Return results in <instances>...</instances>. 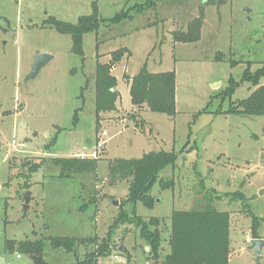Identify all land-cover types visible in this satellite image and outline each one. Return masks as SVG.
Returning <instances> with one entry per match:
<instances>
[{
	"label": "rangeland",
	"instance_id": "374dc122",
	"mask_svg": "<svg viewBox=\"0 0 264 264\" xmlns=\"http://www.w3.org/2000/svg\"><path fill=\"white\" fill-rule=\"evenodd\" d=\"M147 1L0 0V264H34L28 255L16 258L18 252L6 250L5 238L49 236L82 241L72 251L46 243L43 260L78 264L107 237L127 195V179L109 180V161L157 150L177 154L174 165L158 174V179L172 178L173 187L162 190L156 182L151 189L153 208L137 202L125 204L124 210L131 214L134 207L144 219L160 218V257L170 250L171 212L205 206L209 198L214 207L230 214L228 264H256L249 248L248 211L256 216L257 234L264 239V113L225 111L254 89L241 79L244 69L249 66L252 73L264 65V0H159L131 19L111 25L106 21L83 33L81 54L73 49L69 34L45 22L52 16L76 23L94 8L107 19ZM201 7L198 40H174L186 32ZM124 47L128 52L112 68L119 92L116 109L101 113L98 126L96 61L106 62L112 51ZM42 53L50 57L26 79L34 58ZM144 64L149 72H175V115L137 111L132 105L124 74L133 76ZM230 83L236 86L226 96ZM260 83L264 86V77ZM93 150V172L59 176L60 167L52 158L82 153L86 158ZM33 163L40 167L30 173ZM25 182L31 193L26 213ZM236 191L243 200L230 195ZM110 239L109 254L97 256L98 262L117 264V252L127 264L152 261L134 223L112 228ZM259 263L264 264V246Z\"/></svg>",
	"mask_w": 264,
	"mask_h": 264
},
{
	"label": "trees",
	"instance_id": "16d2710c",
	"mask_svg": "<svg viewBox=\"0 0 264 264\" xmlns=\"http://www.w3.org/2000/svg\"><path fill=\"white\" fill-rule=\"evenodd\" d=\"M159 0H150L146 4H139L127 10H121L110 18L98 16L96 8L93 13L81 15L76 23L59 20L50 16L45 22L59 33L69 34L73 42V49L81 54V40L85 32L97 30L101 23L108 22L109 25L117 24L125 19H131L135 13H141L149 7H154ZM213 4H221L222 0H206ZM134 12V13H133ZM203 9L187 26L186 32L178 33L174 40L180 42H195L199 38L200 27L203 19ZM126 47L112 51L110 59L106 62L96 61L95 65V111L96 124L99 126L100 114L116 109L119 99V92L116 89L117 79L112 73V68L121 60ZM235 61L231 62V65ZM247 66L242 73V80H247L254 87L252 92L245 98L238 100L235 104L230 103L227 113H264V86L260 80L264 77V65L254 72L249 71ZM129 83V96L132 105L137 111L147 109L153 112L165 113L173 116L175 109V72H149L144 64L141 69L133 76L124 74ZM231 82V78L229 79ZM234 84L224 90L223 94L230 96L234 89ZM78 114L73 115V124L77 120ZM54 143V139L51 140ZM47 148L49 145L46 146ZM177 157L174 151H149L143 153L139 158H114L108 163L109 180L116 182L128 180V191L124 200L119 203V212L111 225L116 228L119 224L134 223L138 228V234L149 247L147 255L152 258V264H228L229 259V220L228 211H220L214 207L208 198L205 206L191 208L187 210H173L169 217V230L167 243L169 252L160 257L162 242V232L159 228L160 218L150 217L144 219L137 215L134 207L129 214L124 210L127 203L133 206L140 202L148 208H153L156 198L151 195L153 185L158 182L160 189L172 188L174 180L158 179L159 172L169 165H174ZM54 165L60 167V177H70L71 173L93 172L96 168V158L78 156L54 157ZM40 163H33L28 168L30 173L37 172ZM29 173V175H30ZM29 184L24 183L22 189L28 190ZM228 194H225L227 196ZM230 195L244 199L241 192H233ZM218 197V196H217ZM84 206H80L83 209ZM252 216L251 237L260 238L257 234L258 220L250 211ZM260 220L264 221V218ZM110 231L106 238L97 244L89 255L85 256L78 264H108L98 262L97 256H106L111 250ZM82 239L77 237H46L41 239H24L14 241L4 240L5 249L16 251L28 256H38L40 264H49L42 259L45 244L50 243L53 249L63 248L72 251L76 244L81 243ZM118 264V263H117Z\"/></svg>",
	"mask_w": 264,
	"mask_h": 264
},
{
	"label": "water",
	"instance_id": "95a60500",
	"mask_svg": "<svg viewBox=\"0 0 264 264\" xmlns=\"http://www.w3.org/2000/svg\"><path fill=\"white\" fill-rule=\"evenodd\" d=\"M50 56L46 53H42L37 55L34 58V62L31 68L30 73L27 75L26 79H30L33 78L38 70L40 69V67L44 64V62L49 58ZM22 195H23V211L24 213H26L28 207H29V201H30V196L31 193L29 190H23L22 191ZM114 205L118 204V201L114 200L112 202ZM264 246V239H260V238H252L249 240V248H252L254 250L255 253V262L256 264H260L259 260L262 257V247ZM146 250H149V247L146 246ZM30 259L32 260V262L34 264H40V258L38 256L32 255L29 256Z\"/></svg>",
	"mask_w": 264,
	"mask_h": 264
},
{
	"label": "built area",
	"instance_id": "2783aa9c",
	"mask_svg": "<svg viewBox=\"0 0 264 264\" xmlns=\"http://www.w3.org/2000/svg\"><path fill=\"white\" fill-rule=\"evenodd\" d=\"M95 154H96V151L93 150L92 153L90 154V156L94 158V157H96ZM85 156H87V155H85V154L82 153V154H79L78 157L85 158ZM119 250H120V248H119ZM15 257L16 258H20L21 257V254L20 253H15ZM121 257L122 256H121V253L120 252H117V253H114L113 254V258L115 259L116 263H118V264H127V263H129L127 259H124L123 261H121V259H120ZM145 264H152V261L151 262L150 261H147V262H145Z\"/></svg>",
	"mask_w": 264,
	"mask_h": 264
},
{
	"label": "crops",
	"instance_id": "0c3cea01",
	"mask_svg": "<svg viewBox=\"0 0 264 264\" xmlns=\"http://www.w3.org/2000/svg\"><path fill=\"white\" fill-rule=\"evenodd\" d=\"M145 251H147V250H146V246H145Z\"/></svg>",
	"mask_w": 264,
	"mask_h": 264
}]
</instances>
